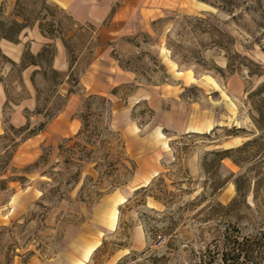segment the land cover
I'll return each instance as SVG.
<instances>
[{
  "label": "rangeland",
  "instance_id": "1",
  "mask_svg": "<svg viewBox=\"0 0 264 264\" xmlns=\"http://www.w3.org/2000/svg\"><path fill=\"white\" fill-rule=\"evenodd\" d=\"M55 1L23 0L21 11L31 26L60 20L61 33L74 30L65 64L71 63L77 99L61 113L73 106L78 125L72 135L35 146L33 159L22 147L28 132L0 139V191L16 183L22 195L13 198L9 219H0V264L9 258L10 264H71L87 249L74 243L79 236L99 242L85 264H199L227 227L248 233L258 226L264 219V138L251 119L256 113L248 95L264 82V74H250L264 71V0L262 8L256 0H171V7L156 6L152 17L136 15L116 29L110 22L120 0L97 25L69 19ZM3 10L2 22L18 17ZM47 50L44 65L55 53L52 45ZM233 52L255 65L232 59ZM112 53L124 62L131 58L137 73L122 70ZM5 63L0 51V71ZM18 74L0 76L8 94L0 111L3 134L9 102L25 96L12 85ZM34 81L40 104L46 99L55 108L48 82ZM90 95L108 105L99 99L89 105ZM254 139L259 142L236 155L238 163L225 159L216 173L204 171L208 153ZM142 158L154 174L136 175ZM240 175L247 176L246 195L231 210L216 207L237 198ZM258 181L262 212L251 193ZM10 193L0 195L1 204Z\"/></svg>",
  "mask_w": 264,
  "mask_h": 264
},
{
  "label": "crops",
  "instance_id": "2",
  "mask_svg": "<svg viewBox=\"0 0 264 264\" xmlns=\"http://www.w3.org/2000/svg\"><path fill=\"white\" fill-rule=\"evenodd\" d=\"M17 0H0V8H4L5 15H10L13 11ZM114 0H56L55 2L60 6V8L77 23H90L91 25L100 24L111 11V5ZM184 0H176L174 3H179ZM195 5H200L196 0H190ZM171 0H120V5L113 12L112 19L110 22V28L116 29L117 26L128 25L130 21L136 17V15H141L144 18L152 17L155 13V7H171ZM4 6V7H3ZM14 17V16H13ZM14 20L18 23H22L23 20L14 17ZM74 30L68 32L66 38H71L74 36ZM52 45L54 47V56L52 58L51 66L53 69L66 73L68 71V66L65 64L66 52L65 48L59 38H53L42 33L37 25H32L25 27L20 32L17 37L16 42H10L4 39H0V51L2 57L6 60V63L2 66L0 71V76L3 78L9 77L14 71L19 70L18 79L15 80L12 85L16 92L24 90L25 96L22 97L15 103H10L11 113H10V124L15 128L24 127L28 119L25 117V112L30 114L29 122L31 124L40 123L42 121L41 115H36L35 109L37 106V92H36V82L35 85L32 84L31 77L36 73L34 80L41 77L39 72L44 69L43 60L39 59L37 56L42 53V51ZM28 51L31 56L34 57V63L28 62V59L23 60L24 52ZM97 59L94 53L93 61ZM23 64V68H21ZM92 65H89L87 72L91 71ZM114 84L113 86H116ZM67 83L62 84L58 88V93L61 96H65L68 92ZM74 94L70 95L68 99V104L66 108L68 109L70 103L76 100ZM8 102V94L6 93L3 85H0V111L4 103ZM73 106L71 107V112L65 115V112L56 116L50 123L47 124L45 130L38 135H35L26 141H24L22 147H24L25 158L36 157L33 156L35 152V146H40L46 143L47 140L51 138L67 137L76 132L78 122L76 119L71 117L73 113ZM193 130V129H191ZM187 131V129L185 130ZM3 134V128L0 123V135ZM21 159V157H19ZM33 159V158H32ZM29 160H26L27 162ZM140 170V173L137 171ZM151 171L156 172L152 166H145L143 158L137 163L136 175L141 177L142 172L146 173ZM153 173V174H154ZM147 179V178H146ZM144 182V181H143ZM143 183L138 184L136 187L142 186ZM20 187L16 183H11L9 188L5 191H0V195L10 192V197L4 203H0V219H9L10 213L12 211L11 202L14 199L21 197L19 194ZM22 192V191H21ZM24 199V196H23ZM24 202V201H22ZM6 211V212H5ZM5 222L3 221L2 224ZM97 232V231H96ZM84 238V236H83ZM79 236L74 243L85 245L83 253L79 252V255L74 256L71 264H85V262L92 255L93 251L99 245V242L95 240V236L85 237Z\"/></svg>",
  "mask_w": 264,
  "mask_h": 264
},
{
  "label": "trees",
  "instance_id": "3",
  "mask_svg": "<svg viewBox=\"0 0 264 264\" xmlns=\"http://www.w3.org/2000/svg\"><path fill=\"white\" fill-rule=\"evenodd\" d=\"M22 1L23 0H17L15 7L12 12V16H18L20 17L23 22L18 23L15 20H11L10 22H2L0 21V39H4L10 42H16L17 37L19 36L22 29L25 27L31 26V24L28 23V19L26 16L22 13ZM257 5L259 8L261 6V0H256ZM20 9V10H19ZM58 9V8H57ZM60 12L63 13L62 9H58ZM2 13V9L0 8V14ZM261 18H264L263 15L260 16ZM71 17H69L70 19ZM43 21L38 23V27L42 33H45L44 27L53 38H59L66 50V52H69V41L71 38H66V35L68 32L72 31L73 29H67L66 33H61V27L62 22L60 20L53 21L51 24H47ZM57 27L59 30V35H54L56 33V29H53ZM92 30H94L93 26H89ZM134 38H127L122 37L121 40L127 41L130 40V43H133ZM110 46H113L114 43H109ZM98 47V43L94 46V48ZM47 48L42 51L37 57L39 59H42L44 56V53H47ZM264 52V49H263ZM28 59V62L34 63V57L29 54L28 51L24 52L23 60ZM112 58L116 60L119 64V67L128 72H132L134 74L137 73L136 69L133 68L130 64L132 59H128L125 62L122 61L118 55L112 53ZM229 60L231 59V56H228ZM239 58L242 59L248 63L253 64L248 58L241 56L237 52L232 53V59ZM255 65V64H253ZM231 67V64H228V68ZM259 67V66H258ZM23 68V64L21 66ZM40 76L43 78V80L47 81L49 84V87L52 88L51 96L52 101L55 103V108L50 106H47L46 99L43 100L42 104L39 102V90L36 88L37 92V106L35 109L36 115H41L43 118H45V121L40 123L35 128H30L29 123V113L26 112L25 117L28 119L27 124L22 128H15L14 126L8 124V126L4 127V134L0 135V139L7 138L8 134H12L13 136L21 135L25 132H28L24 135V138H21V140L28 139L31 136L37 135L38 133L42 132L45 128V126L48 124V122L52 121L61 111L64 109L68 96L75 93L74 90V84L77 83V81L73 80L74 76L71 72V63H68V71L66 73L57 71L52 68L50 60L48 62L46 61V64L44 66V69L42 68V71L39 72ZM251 75H257L258 77L262 76L264 74V71L261 67H259L258 72H250ZM36 73H34L31 77L32 84L35 85L34 77ZM67 83L69 86L68 92L66 96H61L58 93V88L64 84ZM113 94V92H112ZM249 103L252 108V110L256 113V116H252L251 119L257 128L259 132H261L260 138H264V82L259 84L253 91H251L248 95ZM99 99L104 105H108V100L104 97H97L94 95H90L86 98V102L90 105L94 100ZM89 113V111H88ZM83 120H87V114L83 116ZM85 126V125H84ZM164 132H167L164 130ZM12 143L15 142V139H11ZM259 142V139H254L252 141H248L244 143L241 147L234 148V149H225V150H217L212 151L207 154V157H210L207 161V158L204 159L203 168L206 173H216L218 171V168L220 167V164L223 160L228 159L232 161L233 163H238V160L236 158V155H242L244 152H246V149L250 146H254ZM171 149H173L172 145H169ZM212 171V172H210ZM263 180V179H262ZM247 182V176L246 175H240L235 178L234 185L236 188V194L237 198L232 201L227 206H221L217 204L216 207L221 208L223 211L231 210L233 209L240 201V198L244 197L246 195L245 192V184ZM261 181L256 182V187L251 191L253 194L254 199V208L258 212H262L263 208L261 205H259V201L257 200V196L259 195V185ZM0 189H3V186H0ZM144 189V188H140ZM139 190V189H138ZM137 191V190H136ZM248 209H252L250 206H247ZM6 264H10V258L7 260ZM199 264H264V219L261 220V222L258 224V226H254L251 232L243 233L239 228L237 227H227L223 232H220L218 235L216 241L214 242V249L210 250V248H207L205 251H203L199 256Z\"/></svg>",
  "mask_w": 264,
  "mask_h": 264
}]
</instances>
